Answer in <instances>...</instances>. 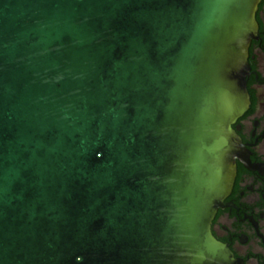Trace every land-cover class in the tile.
Instances as JSON below:
<instances>
[{"label": "water", "instance_id": "water-1", "mask_svg": "<svg viewBox=\"0 0 264 264\" xmlns=\"http://www.w3.org/2000/svg\"><path fill=\"white\" fill-rule=\"evenodd\" d=\"M260 2L0 0V264H238Z\"/></svg>", "mask_w": 264, "mask_h": 264}, {"label": "flooded vegetation", "instance_id": "flooded-vegetation-1", "mask_svg": "<svg viewBox=\"0 0 264 264\" xmlns=\"http://www.w3.org/2000/svg\"><path fill=\"white\" fill-rule=\"evenodd\" d=\"M255 19L256 36L248 46L245 78L249 104L232 125L237 138L236 174L210 230L238 264H264V0Z\"/></svg>", "mask_w": 264, "mask_h": 264}]
</instances>
